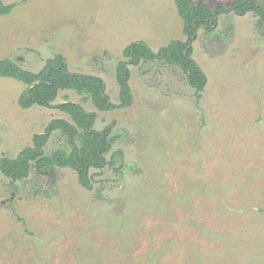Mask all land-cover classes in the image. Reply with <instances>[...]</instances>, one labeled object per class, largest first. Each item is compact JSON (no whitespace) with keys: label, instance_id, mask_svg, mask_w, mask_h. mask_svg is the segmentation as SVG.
<instances>
[{"label":"rangeland","instance_id":"1","mask_svg":"<svg viewBox=\"0 0 264 264\" xmlns=\"http://www.w3.org/2000/svg\"><path fill=\"white\" fill-rule=\"evenodd\" d=\"M0 60L38 73L58 54L73 73L101 77L118 104L115 68L124 49L158 53L186 41L174 0H2ZM229 7L233 0H194ZM264 4V0H260ZM226 13L198 31L192 58L208 82L198 98L165 60L130 66L133 105L96 113L94 129L122 136L92 186L53 168L12 182L0 171V264H264V26ZM23 83L0 76V157L15 159L55 107L22 109ZM68 149L53 134L45 151ZM122 151L120 157L114 156Z\"/></svg>","mask_w":264,"mask_h":264},{"label":"trees","instance_id":"2","mask_svg":"<svg viewBox=\"0 0 264 264\" xmlns=\"http://www.w3.org/2000/svg\"><path fill=\"white\" fill-rule=\"evenodd\" d=\"M27 1V0H25ZM177 12L183 22V34L186 41L173 40L155 53L143 41H136L123 51V59L115 68V78L119 87L118 104L110 102L104 80L95 75L73 73L69 70L66 58L62 54L46 62L38 73L22 68L10 59L0 60V76L19 81L26 85L17 104L24 110L33 107H55L69 116L66 119L52 120L42 134H35L32 146L21 150L15 159L0 157V171L12 182H20L28 178L32 171L43 176L53 168H69L78 175L84 188L92 186L91 170H102L112 165L107 156L122 136L121 132L113 134L110 128L102 131L94 129L96 113H89L85 108L71 101L52 105L57 101L60 91L71 90L82 97V102H90L100 112H111L133 105L134 94L130 86V66L140 63H154L165 60L170 65L178 66L185 73L188 84L196 89L201 98L208 79L203 69L192 58L193 43L198 38V31H213L217 18L226 13L245 16L253 13L257 17V26H264V4L260 0H233L229 7L217 5L211 8L207 4H197L194 0H174ZM16 4H5L0 0V16L12 13ZM262 25V26H261ZM59 133L67 142L68 149H57L47 154V147L53 134ZM114 156L120 157L118 150Z\"/></svg>","mask_w":264,"mask_h":264}]
</instances>
